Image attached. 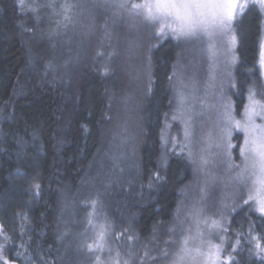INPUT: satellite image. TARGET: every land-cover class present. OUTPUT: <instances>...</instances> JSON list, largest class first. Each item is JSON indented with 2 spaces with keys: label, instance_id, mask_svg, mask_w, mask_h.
<instances>
[{
  "label": "trees",
  "instance_id": "1",
  "mask_svg": "<svg viewBox=\"0 0 264 264\" xmlns=\"http://www.w3.org/2000/svg\"><path fill=\"white\" fill-rule=\"evenodd\" d=\"M22 5L20 0H0V244L5 254L16 264L20 258L23 264L29 259L33 264H108L115 251L131 253L128 264L173 262L180 245L175 234L169 237L165 231L191 184L190 166L181 148L162 150V132L174 108L171 81L183 65L182 47L170 39L153 45V34H146L143 42L149 50H142L140 60L146 58L147 81L142 78L140 88L135 84L144 91L138 99L139 135L132 136L131 124H124L117 128L121 142L117 139L112 147L108 135L126 108L121 101L134 96L135 89H126L123 74L113 75L119 57L103 56L114 48H102L95 60L93 46L89 55L79 54V46L78 53L67 48L59 54L62 34L51 28L48 13L37 26ZM249 5L232 23L233 99L238 105L250 90L262 87L264 12ZM120 25L115 24L116 31L122 30ZM140 28L150 33L149 26ZM67 63L73 67L68 69ZM124 159L130 161L131 175ZM210 185L201 187L210 212L202 226L197 220L203 213L195 220L200 227L192 244L200 253L208 252L217 237L220 241L224 228L225 212L212 214L222 203L221 191ZM231 200L223 204L231 206ZM95 216L103 219L112 248L107 258H95V250L88 249L98 240ZM228 227L230 234H241L243 244L245 233L264 234V217L239 211ZM244 247L233 264H264V253L258 249L251 259ZM161 249L170 255L159 258ZM182 255L184 264H204L205 257L196 251Z\"/></svg>",
  "mask_w": 264,
  "mask_h": 264
},
{
  "label": "rangeland",
  "instance_id": "2",
  "mask_svg": "<svg viewBox=\"0 0 264 264\" xmlns=\"http://www.w3.org/2000/svg\"><path fill=\"white\" fill-rule=\"evenodd\" d=\"M20 1L23 4L22 7H27L37 26H40L43 20L42 17L48 13L45 18L50 19L51 28L57 29L59 33L62 34L59 54L65 52L67 48H73L74 51L77 52L79 46V54L83 51V55H89L93 46V60H95V57H101L103 54L101 52L102 48H114V52H106L103 56H109V58L119 57V68L115 70L116 72L113 73V75L123 74L128 81L126 89H135L134 96H125L121 101V105H123V107L126 106V108L124 110L122 109L123 115L120 122L108 135L111 139L110 142L112 147L115 146L117 139H120L121 142V136L118 134L117 128L124 124H131V129H133L132 136L136 137L139 135L138 111L140 109V103L138 99H140L141 95L144 93V91L141 92L139 88L142 85V78V82L147 81L146 58L142 63V60H140V53H142V50L144 52L146 49L147 51L149 50V47L143 42L146 34H153V45L165 39H170L177 46L182 47V54L179 56L183 65H178L179 69L175 72L173 81H171L174 108L171 115H169L164 123L162 150L172 153L173 151L178 152L181 148V155H185L189 162L191 184L189 188L184 191L185 193L179 200L171 222L166 226L168 227L165 231L166 235L171 237L175 234L178 238L180 246L177 245L179 246L177 254H189L190 250L195 251L199 249L196 245L192 244L198 232L196 227L203 225L202 222L207 218L206 214L210 212V207L207 208L204 206L201 187H203L204 184H211L212 190L221 191L222 199V203H218V209L212 212V214L225 212L223 229H227V231L221 230L219 233L220 241L217 237L214 243H212V245H220L223 249L221 261L230 255L232 257L230 264L236 262V255L243 251L245 244H247V256L251 259H255V251L257 252L258 250L255 244L259 242L253 239L255 236L245 233L242 244L239 242L241 234L234 235L230 234L231 232L228 231L230 217L236 214V212L242 211L247 214L255 215L256 213L261 215L258 211L254 210V207L251 206V202L249 205L243 203V200L247 199V189L242 187L240 181L237 179V174L243 167V160L239 157V147L227 149L228 143L242 146L243 133L234 131L232 137L226 140H221L220 134L221 128L223 127L222 113L225 104L232 106L236 119H241L245 109L249 106L250 93L254 94L253 98L255 101L264 105V68H262L259 63L262 85L260 90H250L246 94L244 102L238 105L233 99L235 95L233 91L235 43H232V38L234 37L232 25L231 29L226 30L223 34L213 32L211 36L202 35L199 40L178 41L171 34L164 38L157 36L153 27L141 17L130 14L129 11L125 9L115 7L117 2H125V0ZM28 2L29 5H25L28 4ZM126 2L131 4L139 2V0H126ZM244 2L245 0H241L242 4ZM250 3L251 0H249V4ZM105 20L106 22L104 23ZM111 22H113L112 26ZM118 23L122 26L121 31H116L115 24L118 26ZM141 25L149 26L151 28L150 33L142 30L140 28ZM158 28L159 25L156 26V29ZM78 33L79 36L77 37L76 35ZM262 47H264V23L260 51ZM82 62H79L77 65H80ZM96 62L98 63L97 58ZM66 66L68 69L69 67H73L71 63H67ZM137 81V86L139 88L135 86ZM256 123H264V120L257 117ZM134 134H136V136ZM100 151L103 152L102 149H100ZM230 156L231 159L229 158ZM115 158L116 156L113 157V159ZM111 162L114 165L113 160ZM124 164L126 166V173L131 175L133 170L130 161L124 159ZM234 165L239 167H234ZM231 192L232 194L230 195ZM242 193L243 198H241ZM229 199H232L231 201H233V203L231 206L226 207V205L223 204L224 200ZM220 208L221 211H218ZM197 213H203L202 218L197 220L200 226L195 223ZM261 216L264 217V215ZM176 225L181 233L176 229ZM93 228L97 230V233L101 231L105 232L106 229L103 219L95 216ZM155 235L154 232L153 236L155 237ZM185 239L188 240L187 245L184 244ZM252 241L254 243L251 245L250 243ZM97 242L100 244L99 248L96 247ZM119 242L121 243L120 237ZM92 245L93 250L96 252L95 258L109 257V250L112 248L107 242V234H104V240H97ZM184 249L187 250L186 253L183 251ZM147 250L150 252L149 249ZM165 252V250L161 249L158 257L165 256ZM117 253H119V256H117ZM170 253H168V255H170ZM125 254L127 253L112 252L111 257H113V260L108 264H115L116 261H118L119 264H123L125 260L129 263L132 255L131 253H129V255ZM15 256L18 255L15 254ZM144 256L145 250L141 253V257ZM165 257L167 258L168 256ZM175 259L176 256L173 260ZM150 260H154L152 259V255H150ZM20 262L23 264L21 258ZM27 264H33V262L29 259L27 260ZM166 264H172V262H166Z\"/></svg>",
  "mask_w": 264,
  "mask_h": 264
},
{
  "label": "snow or ice",
  "instance_id": "3",
  "mask_svg": "<svg viewBox=\"0 0 264 264\" xmlns=\"http://www.w3.org/2000/svg\"><path fill=\"white\" fill-rule=\"evenodd\" d=\"M257 5L264 11V0H251V6ZM249 6V0H245L243 4L241 0H139L131 4L125 0L115 4V7L141 17L153 27L157 36L164 38L171 34L178 41L199 40L202 35L211 36L213 32L223 34L231 29L238 12H243ZM157 25H159L158 29H156ZM232 43H235V37L232 38ZM259 63L264 68V47L259 54ZM253 97L254 94L250 93V104L241 119H236L231 105L223 106L220 139L231 138L234 131L243 133V145L228 143L227 149L239 147V157L243 160V167L237 174L242 187L247 189V199H244L243 203L249 205L251 202L254 210L264 215V123H256L257 117L264 120V105L259 104ZM229 158L231 159V156ZM234 167L239 166L234 165ZM34 187L39 188V185ZM213 224L215 225L216 222L214 221ZM223 231L226 232L227 229ZM253 239L259 241L255 247L264 253L262 246L264 234ZM102 240H104L103 231L98 233V241ZM187 243L188 240L185 239L184 244ZM96 247H100L99 242ZM88 249L92 251L93 245H88ZM183 251L187 252L186 249ZM195 251L205 257L204 264H230L232 261L230 255L221 261L223 249L220 245H210L206 253H200L199 249ZM164 255L167 256L168 253L165 252ZM261 258L264 259V256ZM184 260L185 255L177 254L172 264H184ZM0 264H15L14 259L5 254L3 244H0ZM115 264L119 262L116 261ZM124 264H128V261L125 260Z\"/></svg>",
  "mask_w": 264,
  "mask_h": 264
}]
</instances>
